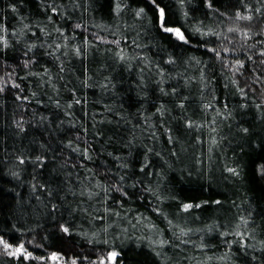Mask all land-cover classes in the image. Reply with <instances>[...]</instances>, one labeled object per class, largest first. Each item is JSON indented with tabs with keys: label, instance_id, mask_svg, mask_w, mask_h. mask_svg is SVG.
<instances>
[{
	"label": "snow or ice",
	"instance_id": "snow-or-ice-1",
	"mask_svg": "<svg viewBox=\"0 0 264 264\" xmlns=\"http://www.w3.org/2000/svg\"><path fill=\"white\" fill-rule=\"evenodd\" d=\"M29 2L0 9V98H12L15 135L27 138L32 130L26 146L0 158V178L15 182L0 187V264H123L128 252L144 264H205L187 254L189 245L207 261L264 264V211L223 192V199L186 202L169 187L171 160L186 151L181 130L209 127L219 135L224 122L243 156L223 170L247 183L248 161L241 160L248 157L252 181L264 185V0H175V7L171 0H34L38 22L21 12ZM97 10L112 25L92 27L107 36L89 31L84 19ZM101 45L107 47L97 60ZM217 86L227 96H218ZM193 88L197 107L189 115ZM89 92L98 99L89 101ZM231 96L240 102L233 106ZM250 110L258 131L243 122ZM105 125L117 131L108 134ZM225 139L212 137L211 144ZM161 142L167 147L158 150ZM5 191L14 193L7 204ZM212 206L238 211L198 230L214 234L222 249L207 256L210 242L201 236L196 244L193 229L174 220Z\"/></svg>",
	"mask_w": 264,
	"mask_h": 264
},
{
	"label": "trees",
	"instance_id": "trees-1",
	"mask_svg": "<svg viewBox=\"0 0 264 264\" xmlns=\"http://www.w3.org/2000/svg\"><path fill=\"white\" fill-rule=\"evenodd\" d=\"M12 2L13 0H0V9L6 8L8 4ZM171 2L175 7V0H171ZM21 12L25 16L30 15L34 22H38L39 20L43 19V17L40 16L37 11V6L34 0H30L29 3H26L21 9ZM8 15L10 26L16 25L17 18L12 16L10 10ZM79 16L80 12H76L73 15V20L78 19ZM84 19L88 23L89 31L101 32L99 27H92L94 24L105 25L109 27L112 25V22L106 18V14L99 10L84 13ZM129 23H131L130 20ZM101 34L107 36L106 32H101ZM105 47L107 46L101 45L100 52L94 53L97 60L103 58V51ZM155 51L156 49H153V52ZM149 55H151V53H149ZM21 75H23V73H21ZM123 75L125 81L132 79V77L128 76L127 73H124ZM128 86L129 85L127 82L123 85L124 88H127ZM192 93L194 100L189 108V115H193V112L197 107V100L195 99L197 93L195 88H193ZM216 94L218 96H227L228 93L226 90H223L222 87L217 86ZM88 96L89 101L98 99V94L93 95L91 92H89ZM229 100L233 106L240 102L239 98L236 96L229 97ZM105 102H108L107 98H105ZM217 107H219V105H217ZM88 108L90 111H99L100 105H93L92 103H89ZM13 111L14 104L11 96L9 95L6 99L0 98V158H6V153H12L15 149L26 146L29 142V139L31 138V129L29 130V136L27 138L22 136L18 137L15 135V129L11 125ZM131 111L134 112L135 108H132ZM46 114H50V112ZM77 115H79V112ZM210 115H214V113ZM193 118L197 120V122H201V114L199 112H196ZM237 120H240L239 115H237ZM243 122L245 123V126L254 123L256 125L255 130H259V120L255 119L253 111L250 110L248 115L243 117ZM227 123L229 122H224L219 125V135L216 133H210L209 127H205L200 133L192 132L188 134L181 130V144L186 149V151L181 152L180 160L177 161L175 158H172L171 160L176 171L169 173L170 177H174L173 184L169 185V187L178 194V197L184 198L186 202H191L187 200L189 197L194 198V202L197 203L203 200L223 199V197L218 194L223 192L226 193L231 199H235L237 204L241 205L242 207H246L247 204L245 201H249L251 202L252 208L254 210L264 211V185L256 184L254 181H252L251 162L249 161V158L243 157L241 160V163L248 161V167L246 168V171L249 173V181L247 183L237 182L235 178L230 177L229 174L223 170V165L225 162H230L238 157L243 156V154L240 152V148L236 139H234L233 135L229 133V129L226 126ZM231 123H233L232 133H234L235 122ZM104 127L108 134H112L113 132L117 131V129L113 128L112 126L105 125ZM127 127V125H123L119 131L122 132L126 130ZM137 134L139 135V132ZM197 135H199L204 141L202 144L196 143V140L193 138ZM223 135H227V139L221 141L218 146L211 144L212 137H215L219 140L220 136ZM89 138L91 139V137ZM229 141H231V144ZM156 147L158 150H162L167 146L161 142L160 144H157ZM209 148L212 149L211 152H209ZM165 156L167 158L166 153ZM209 157H211V165L209 162ZM198 160H202L203 164L198 163ZM185 168L192 172L191 176L188 175L187 171H181V169ZM198 169L203 171V177H201ZM8 179L9 177L7 176L0 178V187L5 189L12 188L15 182L13 181L12 183H6ZM201 185H203V188ZM249 188L252 190L249 191ZM16 191L21 192L25 199L28 198L29 193L26 187L17 188ZM13 195L14 193L5 191L3 194L4 203L7 204L9 198ZM132 207L137 208L138 205L133 204ZM227 207H229V205H226V208ZM138 211L145 212V214L149 216L152 215L150 209L146 211L144 207H138ZM237 211V209H232L231 212H226L225 209H220L217 211V206H212L207 211L195 209L191 214H182V218L178 217L176 220H174V223H179L182 226L192 228L193 232L191 233V240L196 244H199L200 237L203 236L206 243L210 242L207 256H213L214 253L218 255L222 251V249L219 248V241L214 238V234L205 235L203 231L198 230L205 229L206 225L212 224L218 217H223L225 215L231 216ZM197 216L200 218L196 219ZM152 219L157 224L160 223L156 217L153 216ZM29 223H32V221H29ZM85 227L88 226L85 225ZM129 247H132V245H129ZM117 250H119V248ZM186 252L189 256H196L199 260L204 261L205 264H222V262L217 260L207 261V257L201 254L199 251L194 250L191 245H189V247L186 249ZM13 264H15V262H13ZM117 264H121L120 258H118ZM123 264H144V257L136 256L133 253L128 252L123 257ZM191 264H196V261H192Z\"/></svg>",
	"mask_w": 264,
	"mask_h": 264
}]
</instances>
